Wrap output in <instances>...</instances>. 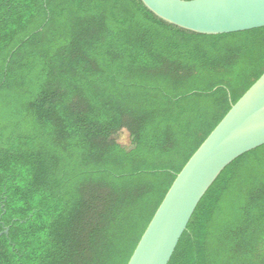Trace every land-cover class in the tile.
Returning a JSON list of instances; mask_svg holds the SVG:
<instances>
[{
  "label": "trees",
  "instance_id": "trees-1",
  "mask_svg": "<svg viewBox=\"0 0 264 264\" xmlns=\"http://www.w3.org/2000/svg\"><path fill=\"white\" fill-rule=\"evenodd\" d=\"M263 74L264 28L201 35L140 0H0V264H128ZM169 264H264V146L221 173Z\"/></svg>",
  "mask_w": 264,
  "mask_h": 264
},
{
  "label": "water",
  "instance_id": "water-1",
  "mask_svg": "<svg viewBox=\"0 0 264 264\" xmlns=\"http://www.w3.org/2000/svg\"><path fill=\"white\" fill-rule=\"evenodd\" d=\"M159 19L201 35L264 28V0H140ZM264 146V74L232 106L177 175L128 264H169L198 205L221 173ZM9 228L1 234L8 235Z\"/></svg>",
  "mask_w": 264,
  "mask_h": 264
},
{
  "label": "rangeland",
  "instance_id": "rangeland-1",
  "mask_svg": "<svg viewBox=\"0 0 264 264\" xmlns=\"http://www.w3.org/2000/svg\"><path fill=\"white\" fill-rule=\"evenodd\" d=\"M118 142L127 150L133 149L132 139L127 131L121 132L117 137Z\"/></svg>",
  "mask_w": 264,
  "mask_h": 264
}]
</instances>
